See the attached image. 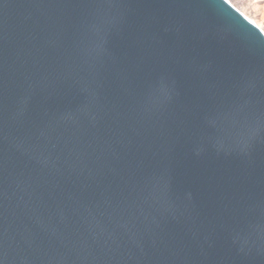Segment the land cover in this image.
I'll use <instances>...</instances> for the list:
<instances>
[{
    "label": "water",
    "instance_id": "95a60500",
    "mask_svg": "<svg viewBox=\"0 0 264 264\" xmlns=\"http://www.w3.org/2000/svg\"><path fill=\"white\" fill-rule=\"evenodd\" d=\"M0 264H264V33L228 0H0Z\"/></svg>",
    "mask_w": 264,
    "mask_h": 264
},
{
    "label": "rangeland",
    "instance_id": "374dc122",
    "mask_svg": "<svg viewBox=\"0 0 264 264\" xmlns=\"http://www.w3.org/2000/svg\"><path fill=\"white\" fill-rule=\"evenodd\" d=\"M264 33V0H228Z\"/></svg>",
    "mask_w": 264,
    "mask_h": 264
}]
</instances>
